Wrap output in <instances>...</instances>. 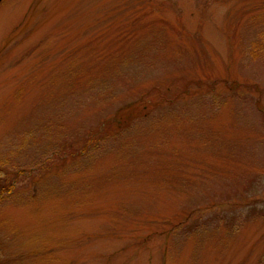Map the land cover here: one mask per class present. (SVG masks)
<instances>
[{
    "label": "rangeland",
    "instance_id": "rangeland-1",
    "mask_svg": "<svg viewBox=\"0 0 264 264\" xmlns=\"http://www.w3.org/2000/svg\"><path fill=\"white\" fill-rule=\"evenodd\" d=\"M0 264H264V0L0 3Z\"/></svg>",
    "mask_w": 264,
    "mask_h": 264
},
{
    "label": "trees",
    "instance_id": "trees-1",
    "mask_svg": "<svg viewBox=\"0 0 264 264\" xmlns=\"http://www.w3.org/2000/svg\"><path fill=\"white\" fill-rule=\"evenodd\" d=\"M143 100V99H142ZM141 101H134L123 108H120V112L128 111L130 114H138L141 113V110L144 109L145 106H143V109L140 107ZM125 114V112H124ZM7 177V176H6Z\"/></svg>",
    "mask_w": 264,
    "mask_h": 264
},
{
    "label": "water",
    "instance_id": "water-1",
    "mask_svg": "<svg viewBox=\"0 0 264 264\" xmlns=\"http://www.w3.org/2000/svg\"><path fill=\"white\" fill-rule=\"evenodd\" d=\"M2 0H0V2H1Z\"/></svg>",
    "mask_w": 264,
    "mask_h": 264
}]
</instances>
